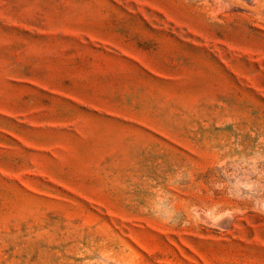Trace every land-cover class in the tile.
I'll return each mask as SVG.
<instances>
[{
  "label": "rangeland",
  "instance_id": "374dc122",
  "mask_svg": "<svg viewBox=\"0 0 264 264\" xmlns=\"http://www.w3.org/2000/svg\"><path fill=\"white\" fill-rule=\"evenodd\" d=\"M0 264H264V0H0Z\"/></svg>",
  "mask_w": 264,
  "mask_h": 264
}]
</instances>
